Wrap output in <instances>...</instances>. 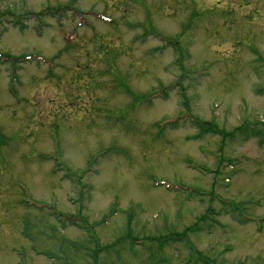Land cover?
<instances>
[{
	"label": "rangeland",
	"instance_id": "obj_1",
	"mask_svg": "<svg viewBox=\"0 0 264 264\" xmlns=\"http://www.w3.org/2000/svg\"><path fill=\"white\" fill-rule=\"evenodd\" d=\"M0 54V264H264V0H0Z\"/></svg>",
	"mask_w": 264,
	"mask_h": 264
},
{
	"label": "trees",
	"instance_id": "obj_2",
	"mask_svg": "<svg viewBox=\"0 0 264 264\" xmlns=\"http://www.w3.org/2000/svg\"><path fill=\"white\" fill-rule=\"evenodd\" d=\"M2 55L0 54V60H1ZM11 60V58H9L8 56H5L4 58V62H9ZM25 60H27V58H25ZM3 61V60H2ZM17 62H21V60L17 59L16 60ZM185 118H190L192 124L194 126H197V127H200L202 130H206V131H210V132H213V133H219V134H222V132L219 130H217L215 127H209L210 126V123L209 122H205V121H201L200 118L196 117H192V116H188V117H185ZM215 128V129H214ZM250 129L252 130H255V128L252 126H249ZM59 167V166H58ZM61 168V167H59ZM69 173V170L66 172V174ZM173 190H176L177 192H180V191H189L190 188L186 187V186H178V187H173ZM190 192H194V190H190ZM56 214V212H55ZM58 217H61L60 214L57 215ZM72 221L71 222H74V221H77V219L75 218H72L71 219ZM74 224V223H73ZM176 239H179V237H174Z\"/></svg>",
	"mask_w": 264,
	"mask_h": 264
}]
</instances>
